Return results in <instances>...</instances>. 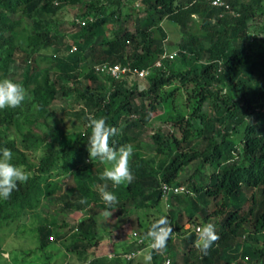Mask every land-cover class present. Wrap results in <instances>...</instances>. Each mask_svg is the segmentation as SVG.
<instances>
[{"label": "trees", "instance_id": "16d2710c", "mask_svg": "<svg viewBox=\"0 0 264 264\" xmlns=\"http://www.w3.org/2000/svg\"><path fill=\"white\" fill-rule=\"evenodd\" d=\"M228 3L234 15L213 7L210 0H142L145 16L136 18L131 30L125 24L131 15L127 14L124 23L122 20L123 0H0V79L14 80L20 72L17 83L26 93L20 106L0 109V148L10 149L11 162L30 173L8 199L0 200V226L36 213L44 199L57 191L60 181L52 179L53 175L70 174L76 188L72 195L63 194L60 201L87 214L62 234L58 231L61 224L39 219V248L45 250L52 241L70 236L77 253L86 256L98 246L99 212L115 211L125 224V218L135 210L158 209L165 199L162 184L184 187L187 181L186 193H169L167 200L184 196L191 221L214 201L217 209L203 218L202 226L209 224L211 216L225 217L215 231L218 239L206 252L196 245L199 238L194 231L183 234L178 221L170 219L172 229L184 236L185 252L179 256L170 250L166 260L171 264H178V258H182L181 264H243L246 259L264 264V245L259 247L264 242L259 237L264 235V38L255 40L250 34V21L264 18V1ZM65 6L81 11L72 21L80 27L72 35L77 51L66 57L43 55L42 51L56 49V43L63 42L59 23L49 17ZM194 17H200V24L191 31ZM164 19L176 24L184 35L173 59L165 53L167 33L160 26ZM107 23L113 28L101 37ZM154 29L160 33L159 39ZM89 50L99 65L150 69L147 84L142 86L141 79L133 77L116 80L88 67ZM38 57L55 61L56 71L39 65ZM60 92L83 103L78 115L84 119L86 131L58 147L48 133L38 132L37 122ZM185 92L186 104H181ZM162 107L164 113L160 114ZM253 116L255 122L249 121ZM93 118H102L116 128L110 146H131L128 163L134 179L130 184L115 185L103 178L105 163L90 156ZM155 119L169 130H147ZM148 132L156 161L143 153V136ZM40 149L44 154L36 162L29 153ZM83 150L87 162L78 165ZM58 165L61 172L54 174ZM192 165H196L195 171L180 180ZM207 166L216 169L208 174ZM105 186L117 197L112 204L101 197L100 189ZM161 217L146 220L140 216L136 234L151 240L150 229ZM248 223L255 229L254 236L246 235ZM149 256L156 259L160 253L151 250ZM79 259V264H132L121 254L112 260L102 256Z\"/></svg>", "mask_w": 264, "mask_h": 264}, {"label": "rangeland", "instance_id": "374dc122", "mask_svg": "<svg viewBox=\"0 0 264 264\" xmlns=\"http://www.w3.org/2000/svg\"><path fill=\"white\" fill-rule=\"evenodd\" d=\"M85 1V0H83ZM89 1V0H86ZM264 1V0H263ZM123 23L127 18V14L131 15L130 19L125 23L129 25L131 30H134V20L136 18H142L145 16L144 6H142V0H123ZM80 10L78 7L65 6L63 7L56 16H50L49 20H54L59 23L60 32L65 35L63 38V42L58 44L56 43V49L42 51L43 55L52 56L55 53H58L61 56H68L70 54H74L72 52V48L75 47L74 39L72 35L79 31V26H73L72 21L74 18L80 14ZM254 19L250 21V30L251 36L255 40H259L264 38V18ZM54 21H51L54 23ZM200 24V17H194L191 23L192 30H197V26ZM120 26V25H119ZM161 28L167 33L169 36V40L164 42L166 56L174 55L178 49L179 43L184 39V35L180 28L164 19L160 22ZM115 27L118 28V25ZM113 26L111 24H105V28L100 31L101 37L104 35L110 34ZM155 36L160 38L159 32L154 29ZM187 38V37H186ZM71 46V49L69 50ZM61 48V50H60ZM58 49V50H57ZM60 50V51H59ZM42 56V55H41ZM94 53L92 51H87L86 53V64L88 67L96 68L99 64L96 63L93 59ZM38 64L44 65L45 67H50L51 72L56 71L54 67H57L55 61L49 62L46 60H41L42 57H38ZM180 64H177V67ZM178 68H182L181 66ZM21 73L14 77L15 82H19L21 79ZM142 86L147 84L145 83V79L138 80ZM83 84L85 82L82 79ZM186 92L180 96L181 104H186ZM184 106V105H182ZM84 108L83 103H80L76 100L75 96L72 97H64L60 92L58 99L54 102V104L49 108L46 114L41 115L38 118L37 122V130L43 135L44 133H48L51 136V141L58 147L65 141H75L80 133L86 131V124L84 119L78 115V113ZM160 114L164 113V108L162 107L159 110ZM256 116H253L249 119V121L255 122ZM154 128V130H153ZM162 128L165 132L169 130V127L166 124L160 123L159 120L155 119L151 125V128L147 129L150 132L155 131L156 129ZM168 129V130H167ZM150 133L148 132L143 136L142 149L144 155L153 161H156L155 158V146L150 140ZM85 150L81 152L78 159V165L87 162L86 156L83 154ZM38 152V153H37ZM31 158L34 161H38L39 157H42L44 154L43 149L38 151L29 153ZM129 160V159H128ZM106 168L110 165L108 162H104ZM105 168V169H106ZM196 169V165H192L187 170L183 172L180 176V180L183 177L188 178ZM216 169L215 166H207L205 171L208 174L213 172ZM33 171V170H32ZM57 172H61V165H58L55 168L54 174ZM27 176L30 175L28 172L25 173ZM60 181L59 186L56 187L57 191H55L51 197L44 199L42 207L36 213H27L20 218L15 219L10 223H4L0 226V264H79L81 261L79 258H95L97 256L106 257L111 253H115L116 256L121 254V256L132 250V246L134 245V232H140L137 225V220L141 216L147 219H154L156 216L167 217L168 221L171 219L172 222L178 221V224L182 228L183 234L192 232L195 228V225H203V218L212 213L217 209L216 203L214 201L207 207L205 211H202V214L199 213L198 216L191 221L188 217L189 213V205L188 202L184 203L185 197L179 196L177 199L167 200L162 199L161 203L158 206V209H148L145 211H137L130 213L128 217L125 218V224L121 223V219L117 215L115 211L110 212H99L97 216L98 220V231H99V239L98 246L95 248H91L86 256H81L77 253V251L73 247V240L70 239V236H67V239H63L62 241H52V243L45 249L41 250L39 248V236H38V225L40 222L39 219H46V222H56L57 225L61 224L62 229L58 231L62 233L67 232L70 227L76 226L81 218L87 214L86 211L79 212L75 211L72 208L66 207L63 201H60L61 196L63 194L72 195L75 188V180L71 177V175L62 174V176L53 175L52 179ZM185 178V179H186ZM182 186H188V182ZM218 204H222V200L218 199ZM247 206L245 205L244 208ZM228 211V209H225ZM174 212V216H171V212ZM225 211V213H226ZM122 213V212H121ZM127 211L123 212L124 215ZM147 214V217L146 215ZM139 215V216H138ZM225 216H211L209 218V223L214 225L215 231L220 228L223 219ZM56 227V225H55ZM58 228V227H57ZM246 235L251 234L255 235L254 227L248 223L245 225ZM113 232V233H112ZM113 234L115 237H113ZM56 236V234H54ZM181 235V234H180ZM175 229H172L170 240L166 243V247L161 251L159 258H150L149 251H144L142 255H139L135 260L132 261V264H164L163 261L168 257L169 251L176 253L177 255H181L185 252L183 248V235L180 236ZM111 236V237H110ZM262 241L264 240V235H259ZM197 245V244H196ZM254 245V243H253ZM264 242L259 244V247H262ZM82 254V253H81ZM108 260H112L107 257ZM178 264H181L182 258H178ZM126 263V262H124ZM123 263V264H124ZM128 263V262H127ZM82 264V263H81ZM243 264H253L252 262H248L245 259ZM255 264V262H254Z\"/></svg>", "mask_w": 264, "mask_h": 264}, {"label": "clouds", "instance_id": "9594fccd", "mask_svg": "<svg viewBox=\"0 0 264 264\" xmlns=\"http://www.w3.org/2000/svg\"><path fill=\"white\" fill-rule=\"evenodd\" d=\"M25 95V89L22 84L7 78L0 79V109L20 106L25 100ZM90 126L92 128V135L88 143L90 156L96 157L102 162L106 161L110 165L105 169L103 178L113 181L115 185L122 183L130 184L134 179L133 172L128 163V159L132 154L131 146L126 145L119 149L110 146L109 138L115 135L116 128L108 126L102 118L90 119ZM11 161V150L0 148V200L8 199L13 190L17 188L18 182H24L28 179L24 171ZM100 192L102 199L106 203L112 204L117 200L116 195L108 191L106 186L101 188ZM203 227V231L199 234V239L197 240V246L206 252L218 237L214 225L209 223ZM171 232L172 227L167 217H161L152 225L149 233L153 237L151 246L159 250L157 251L158 253L161 254L160 250L166 247ZM164 261L163 263H165Z\"/></svg>", "mask_w": 264, "mask_h": 264}, {"label": "built area", "instance_id": "2783aa9c", "mask_svg": "<svg viewBox=\"0 0 264 264\" xmlns=\"http://www.w3.org/2000/svg\"><path fill=\"white\" fill-rule=\"evenodd\" d=\"M210 3L213 7L224 9L226 11H229L230 14L234 15L232 7L228 3V0H210ZM80 23L83 26L86 24L85 21H80ZM75 51H77V48L73 47L72 52H75ZM175 55H176V53L174 55H170L168 57L170 59H173L175 57ZM157 66H161V63L158 62ZM96 70L99 73H101L103 75H108V76H110L116 80H120V79L125 78V77H133V78H138V79L143 80L150 73V69H138V68L131 67L129 65L126 66V65H121V64H110V63L100 64L96 67ZM161 190H162L163 196L166 199H167L169 193H173V194L178 195V194H183V193L187 192L185 187H181V186L171 187V186H168L167 184H162ZM203 228L204 227L200 226V225L195 226L193 231L198 236V238H199V234L203 231ZM133 234H134V238H135L134 239L135 247L131 251H128L121 256L124 260L133 261L146 250L159 251L157 249H154L151 246L153 243V238L151 240L146 241L145 239L139 237L136 234V232H134ZM51 240H53L52 237H51ZM108 257L111 259L115 258L116 254L111 253L108 255ZM164 264H171V262L169 259H167Z\"/></svg>", "mask_w": 264, "mask_h": 264}, {"label": "crops", "instance_id": "0c3cea01", "mask_svg": "<svg viewBox=\"0 0 264 264\" xmlns=\"http://www.w3.org/2000/svg\"><path fill=\"white\" fill-rule=\"evenodd\" d=\"M167 40H169V36H167Z\"/></svg>", "mask_w": 264, "mask_h": 264}]
</instances>
